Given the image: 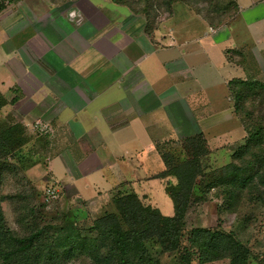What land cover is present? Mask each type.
<instances>
[{"label": "rangeland", "instance_id": "rangeland-1", "mask_svg": "<svg viewBox=\"0 0 264 264\" xmlns=\"http://www.w3.org/2000/svg\"><path fill=\"white\" fill-rule=\"evenodd\" d=\"M176 3L208 22L235 13L233 0H0V92L6 99L0 108V264H264V95L258 85L242 82H264L252 52L230 55L247 72L230 86L241 95L243 126L232 166L223 168L228 152L217 159L190 147L187 139L196 134L166 140L163 148L176 162L200 157L204 170L191 187L176 184L171 173L178 212L170 216L178 219H160L145 249L103 237L96 226L113 211L129 227L116 202L136 193L128 184L85 199L70 181L53 177L52 159L77 150L81 133L66 127L61 113L95 95L100 85L93 78L107 74L106 63L114 75L106 55L120 52L107 34L121 27L143 42ZM117 37L123 52L137 51L127 45L130 36Z\"/></svg>", "mask_w": 264, "mask_h": 264}, {"label": "crops", "instance_id": "crops-1", "mask_svg": "<svg viewBox=\"0 0 264 264\" xmlns=\"http://www.w3.org/2000/svg\"><path fill=\"white\" fill-rule=\"evenodd\" d=\"M235 1L238 11L217 26L176 3L173 15L143 42L125 28L108 33L120 52L106 55L114 75H108L106 63L107 74L93 78L100 85L95 95L61 113L65 126L81 133L77 150L52 159L53 177L70 181L85 199L128 184L144 201L173 215L167 186L176 177L163 174L166 140L202 133L207 155L228 152L223 164L231 162L243 126L230 82L246 79L247 72L230 55L252 52L264 72V0ZM118 34L130 36L127 45L137 51L123 52ZM73 165L80 170L72 172Z\"/></svg>", "mask_w": 264, "mask_h": 264}, {"label": "trees", "instance_id": "trees-1", "mask_svg": "<svg viewBox=\"0 0 264 264\" xmlns=\"http://www.w3.org/2000/svg\"><path fill=\"white\" fill-rule=\"evenodd\" d=\"M233 3H234V12L236 13L239 9V5L235 0H233ZM208 19H209V23L214 26H217L223 20V19H218V21H214L210 17H208ZM242 82L249 86L258 85L259 90L257 91V93L259 95L260 94L264 95V82L260 83L258 81H255L251 83V81H248V80L242 81ZM230 84H232V81L230 82ZM234 97H235L236 110H238V108H240L239 97H241V95L240 93H238ZM5 100L6 99L4 95L0 92V108L4 105ZM15 127H18V126H15ZM187 140H189L188 143L190 147L192 144L194 145V147H198L197 149L200 150L201 152L203 151L202 153L204 154L208 153L209 150H207L206 146L204 145L205 143H207V140L202 133H198L194 136H190L188 137ZM187 153L188 155H190L189 151ZM163 155L166 160L167 167H168L167 170L163 172V174L174 173L178 179V182L176 184L179 183V185H187L191 187V185L197 179V176L204 170L200 163L201 162L200 157H195L193 159L189 158L181 162L177 161L178 162L177 163L174 160V154L163 150ZM172 166L174 170H172L173 169ZM231 166L232 164L228 163V164H225L223 168L226 169ZM167 190L173 197L174 202H175L176 211L178 212L177 204H176V202L178 203V201L174 197V195H172L170 191V186H167ZM116 202L119 205V208L121 209V212L125 215V217L127 219L128 218L130 219L128 220L129 221L128 228H123L119 215L113 211H108L104 213L103 215L99 216L96 220V226L99 229V235L110 238L112 241H115V242L125 241L126 244L138 243L141 249H145L146 246L144 243V239L148 236V231L153 226H155V224L159 222L160 219H165V217L171 220L178 219L176 217H171L170 215L169 216H165L163 214L161 215L160 214L161 211L159 213L158 212L159 209L157 207L156 208L158 210H156L150 205H145L137 193H130V194L122 195L121 197H118L116 199ZM205 230L211 231V229H205Z\"/></svg>", "mask_w": 264, "mask_h": 264}]
</instances>
